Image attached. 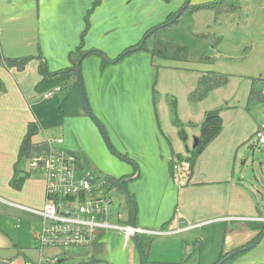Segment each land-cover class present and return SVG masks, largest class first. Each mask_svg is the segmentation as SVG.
I'll use <instances>...</instances> for the list:
<instances>
[{
    "label": "rangeland",
    "instance_id": "1",
    "mask_svg": "<svg viewBox=\"0 0 264 264\" xmlns=\"http://www.w3.org/2000/svg\"><path fill=\"white\" fill-rule=\"evenodd\" d=\"M147 1L149 2L145 3L143 16L137 20L138 26L133 27L132 24L127 26L128 35L119 43L123 44L119 52L131 50L119 64L125 63L127 69L137 71L128 83L136 82L137 86L134 87L133 92L143 104L141 113L150 118V122L145 125L147 132L145 135L154 138L158 148L161 149L163 157L157 159L161 169V182L167 176L174 183L172 159L178 161L188 153V150L192 155L195 149L190 144V139L192 143L194 141L193 130H196L190 127V121L194 119L188 116L198 108L203 111L208 106H214L205 110L215 108L221 110L223 120L221 138L231 137L233 134H239L241 138L234 152V154L237 151L239 153L238 175L251 189L259 210L264 214V144H258L256 140L258 125L264 122V101H249L252 88L264 90V38L259 36L264 34V19L261 28L257 29L252 25L255 21L258 25L260 17L257 19L256 8L264 6V0H239V4H242L241 10L221 15H217L209 8L192 11V6L213 0ZM188 4L189 7H186ZM149 6L155 7L154 13L148 11ZM173 13L180 16L178 22L168 28H158L154 34L148 36V31L160 26ZM144 37L149 49H136L134 45ZM157 38L164 41V44H169L165 48L166 55L180 56V51L177 52L174 47H185L188 59L166 60L153 56L150 48ZM84 45L87 51L99 49L104 54L99 56L100 59H107L104 57V49L86 47L85 43ZM118 46L116 45V48ZM96 56L90 54L83 59V62ZM83 62L81 74L85 95L82 84L74 80L62 84L60 90L46 99L44 93H39L35 89L34 80L38 72L28 67L15 71L8 64H0V69L6 76L0 75L6 82L4 94L20 99L21 102L20 96L14 93V89L15 86L25 89V99L28 100L27 113L31 115V119L37 118L41 126L35 140L37 141L43 134L52 138L62 135L67 142L61 145L62 147L57 146L77 152L84 167L80 175L85 176L86 171L93 172L101 182L108 176L119 178L127 175L126 178L131 179L133 177L129 173L131 164L125 160L128 157H120L111 150L103 136L94 133L80 136L75 134L74 128H88L92 122L95 123L91 113L90 80L88 75L86 76L87 69L85 65L83 66ZM208 68L229 73V82L217 91H211L203 102H194L190 98V92L198 84L200 71ZM93 75L97 77L96 73ZM21 88H19L20 92L23 93ZM129 91L130 89L128 94ZM204 104L206 107H203ZM25 112L21 109L19 113ZM179 128L185 132L186 139L180 135ZM18 168L24 171L30 170L31 161L26 157L19 158ZM29 176L33 178V188L30 190L27 187L23 195L0 191V257L12 258L13 264H22L25 259L38 262L41 256L52 257L60 254L68 257V259L63 257L64 261L60 264H87L93 258L97 260L94 264H144L135 235L115 229H110L105 234L107 252L103 254L92 256L94 249L44 247L40 250L32 234L42 224V218L16 207V204L37 210L43 207L45 170L41 167H33ZM144 180L132 178V181L128 182L129 187L132 186L133 190L139 189L142 192L153 179ZM134 184H137L136 189ZM103 191L114 199L115 216L112 218V223H119L118 215L126 223L130 206L124 190L112 186L111 189L105 187ZM169 196L175 199L172 209L175 211L178 208L177 189H170ZM204 217L198 216L197 212L189 211L188 216L182 221V226L198 223ZM230 221L208 222L191 226L188 231L151 234L149 238L145 236L146 234H142L144 242H148L151 238L149 249L147 253L145 252L146 264H215L222 252L227 249V225L231 223ZM137 225L149 226L140 223ZM156 228H163L162 223ZM260 244L264 245V241ZM261 254H264V251Z\"/></svg>",
    "mask_w": 264,
    "mask_h": 264
},
{
    "label": "crops",
    "instance_id": "2",
    "mask_svg": "<svg viewBox=\"0 0 264 264\" xmlns=\"http://www.w3.org/2000/svg\"><path fill=\"white\" fill-rule=\"evenodd\" d=\"M146 2L149 1L0 0V51L6 57L11 58L32 57L26 67L38 72L34 80L35 83L42 78L38 70L39 59L37 57L39 54L47 61L51 71L69 66V52L79 46L81 42H83V46L85 43L86 47L104 49V57L115 59L121 53L119 51L123 44L119 43L128 35L126 34L127 26L130 24L133 27L138 26L139 21L137 20L143 16ZM240 5L242 8V4ZM256 10H258L257 19L260 18L258 25L257 21L252 25L259 29L263 24L264 6L261 5ZM148 11L154 13L155 7L149 6ZM259 36L264 38L263 33ZM116 45H119L118 48ZM119 63H109L102 67V59L98 55L89 61L84 60L83 66L85 65L86 76L88 75L90 80L91 113L95 123L92 122L88 128H74V131L77 136L94 133L103 136L105 140L108 137V144L113 145L118 152L123 154V157H128L134 163V167L131 165L129 168L133 179H145L144 181L153 179L142 192L139 189L133 190L130 186L135 200L138 201L136 202L139 212L137 223L149 225L140 227L158 232L156 234H167L188 231L190 230L188 228L194 225L231 220V223L227 225L226 242L228 246L223 253L234 250L255 238L259 230L255 229L251 223H264V214L258 208L255 195L247 187L242 177L238 175L239 153L237 151L234 154V152L241 141L239 134L221 138L220 133L199 154L194 167L192 169L189 167L187 183L181 184L173 175L174 183L167 176L161 182V169L157 162L159 157H163L161 149L158 148L154 138L145 135V133L147 134L145 125L150 122V118L141 113L143 104L133 92L135 91L134 87L137 86L136 82L128 83V80L137 74V71L136 69H127L125 63ZM13 69L18 70L15 67ZM95 73L97 77L93 75ZM0 75L6 77L1 69ZM19 88L15 86L14 93L20 96L21 102L20 99L4 94L5 92L0 94V191L15 195H23L27 187L30 190L33 188V178L29 176L33 166L28 171L18 168L20 145L26 134L27 125L30 121L35 120L41 129L37 118L31 119V115L27 113L28 100L25 99V89L21 88L23 92L21 93ZM203 101L201 100V102ZM203 107H206L205 104ZM211 107L214 106L206 108ZM206 108L203 111L198 108L188 116L194 119L189 120L190 127L196 129H192L195 131L193 143L190 139V144L194 148ZM21 109L26 112L19 113ZM49 137V135L43 134L37 141L34 138V141L46 142ZM66 142L67 139L62 145H65ZM184 157H191L190 150ZM27 159L30 160V158ZM186 164L188 163H182L184 166ZM14 177L24 178L21 188L12 185L11 181ZM133 186L135 189L137 188V184ZM44 188L43 205L46 200V176ZM170 189H177L178 208L175 211L172 210L175 199L169 196ZM40 192H42L41 189ZM24 207L28 208V206ZM18 208L27 213H34L28 209ZM189 211L197 212L198 216L205 217L198 223L182 226V221L188 216ZM128 221L129 218L127 223H129ZM168 221L166 227L168 229L156 228L160 223L163 226ZM151 225H155V227H151ZM106 233L107 231L104 232L98 245L102 246L103 252L97 250L95 254L107 252ZM141 234H146L145 236L148 238L151 236L148 233ZM261 241H264V234L259 243ZM259 243L247 253L233 260L231 264H264V254H261L264 251V245H259Z\"/></svg>",
    "mask_w": 264,
    "mask_h": 264
},
{
    "label": "built area",
    "instance_id": "3",
    "mask_svg": "<svg viewBox=\"0 0 264 264\" xmlns=\"http://www.w3.org/2000/svg\"><path fill=\"white\" fill-rule=\"evenodd\" d=\"M60 89L61 85L48 89L44 92V98H51ZM256 140L258 144H264V122L258 125ZM64 142V137H49L46 139L49 150L30 158L31 166L42 167L46 172V200L43 207L37 210L16 204L41 216L42 224L32 234L40 250L44 247L90 250L110 229L129 235L158 233L125 223L119 215V223H112L115 216L114 199L103 191L105 187H111L106 179L98 181L93 172L86 171L85 176L80 175L84 167L79 155L57 146ZM173 169L175 178L181 184L188 182V166L176 160ZM63 257L67 256H41L38 262L25 259L22 264H60L64 261Z\"/></svg>",
    "mask_w": 264,
    "mask_h": 264
},
{
    "label": "trees",
    "instance_id": "4",
    "mask_svg": "<svg viewBox=\"0 0 264 264\" xmlns=\"http://www.w3.org/2000/svg\"><path fill=\"white\" fill-rule=\"evenodd\" d=\"M186 7H189V4L186 5ZM192 11H198L204 8H209L215 11L217 15L221 14H229V13H234L239 10H241V5L239 4V0H213L210 2L206 3H201L198 5H194L191 7ZM177 13H173V15L166 19L160 26L153 28L151 31H148V36L150 34H154L158 28H168L172 24L178 22L180 20V16H176ZM145 37L138 42L134 47L136 49H142L146 48L149 49L147 44H146V39ZM164 41L155 39V42L150 48L152 55L157 56L159 58H163L166 60H173V59H188L187 57V49L185 47H174L176 51H180V56H168L165 53V48L169 45L168 43H163ZM173 48V49H174ZM129 50V49H128ZM126 51L123 53H120L115 59H102V67L108 65L109 63H119L120 61L124 60L131 52ZM90 54H95L98 56H103V53L99 49H91L89 51L85 50L83 46V42L79 46H77L75 49L71 50L69 52V66L64 67L60 70L56 71H51L49 70L47 61L42 57L41 54L38 55L39 59V66L38 70L39 73L41 74L42 78L36 83L35 89L39 93H44L48 89L53 88L54 86L57 85H62L66 84L68 82L78 80L80 83L82 81V62L85 57H87ZM32 57L30 56H23V57H16V58H11V57H6L2 51H0V64H8L10 67H15L18 70H24L26 68V65L28 62L31 60ZM230 79V74L223 72V71H218L215 69H207L200 71V76L198 79V84L197 86L190 92V98L194 102H198L203 100L211 91L223 87L229 82ZM83 82V81H82ZM6 89V84L4 80L0 77V94L4 92ZM259 101L263 102L264 101V90H257L255 88H252L249 94V101ZM223 129V120L221 116V110L218 108L215 109H210L206 111L204 119L201 123L200 126V134L196 137V143H195V151L191 155V157H180L178 161L181 163H188L186 164L188 167L191 169L194 167V164L196 162L197 157L199 154L213 141L215 140L221 133ZM180 130V128H179ZM40 132L39 125L37 121L32 120L28 123L27 125V131L26 134L23 137V140L20 145V151H19V157H26V158H32L36 156L39 153H44L49 150V147L45 141L42 142H35L34 138L35 136ZM180 135L182 138L186 139V134L182 130H180ZM110 149L113 150L115 153H117L120 157L123 155L120 152L116 150V148L113 145H109ZM175 161L172 159L171 161V169L173 172L174 176V165ZM127 175H122V177H107L106 181L108 182V185L110 187L115 186L119 187L121 190H124V192L127 195V199L129 202L130 206V212H129V223L132 225H137V214H138V207L136 200L134 198L133 192L131 191L128 182L123 181L126 179ZM175 177V176H174ZM24 178H13L11 183L14 187L21 188L23 184ZM169 221L163 224V228H166L168 225ZM251 225L254 226L255 229L259 230L258 235L253 238L251 241L248 243H245L244 245L237 247L234 250L228 251V252H222L220 258L218 261L215 263L217 264L220 262L222 259L227 257L230 253L238 250V253H236L234 256L228 258L225 262L222 264H231L233 260L236 258L240 257L244 253H247L248 250L251 248H254L260 241L261 237L264 234V223H251ZM138 241L140 245L142 246L143 250L147 253V250L149 249V246L151 244V238L148 240V242H144L142 240V234H138ZM95 245L92 249H94V254L98 250L99 252H103V249L101 248L102 246ZM147 245V246H146ZM246 246H251L247 250L241 251L242 248ZM98 247V248H97ZM68 259V257H67ZM97 261L95 258L92 260L88 261L87 264H94V262ZM0 264H13V259L12 258H3L0 257ZM73 264V263H69ZM111 264V263H110Z\"/></svg>",
    "mask_w": 264,
    "mask_h": 264
},
{
    "label": "water",
    "instance_id": "5",
    "mask_svg": "<svg viewBox=\"0 0 264 264\" xmlns=\"http://www.w3.org/2000/svg\"><path fill=\"white\" fill-rule=\"evenodd\" d=\"M103 55H104V54H103ZM81 84H82V86H83L82 89H83V93H84V95H85L84 85H83V82H82V81H81ZM107 140H109L108 137H107ZM125 160L129 161L131 165L134 164L130 159H129V160H128V159H125ZM133 167H134V165H133ZM131 180H132V178H131V179H127V178H126V179H124L123 181H125V182H130ZM134 226H137V225L135 224ZM135 237H136V240L138 241V234H135ZM138 244H139V247H140V249H141V253H142V257H143L144 264H146L145 251L143 250V248H142V246L140 245L139 241H138ZM250 247H251V246H246V247L242 248L241 251H243V250H247V249H249ZM236 253H238V250H236V251L230 253L229 255H227V257H225L224 259H222V260H221L220 262H218L217 264H222V263L225 262L228 258L234 256Z\"/></svg>",
    "mask_w": 264,
    "mask_h": 264
}]
</instances>
